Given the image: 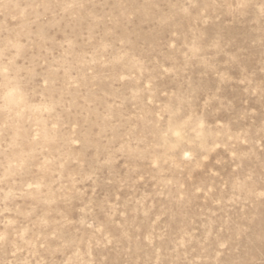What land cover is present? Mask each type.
<instances>
[{
  "label": "rangeland",
  "instance_id": "1",
  "mask_svg": "<svg viewBox=\"0 0 264 264\" xmlns=\"http://www.w3.org/2000/svg\"><path fill=\"white\" fill-rule=\"evenodd\" d=\"M0 264H264V0H0Z\"/></svg>",
  "mask_w": 264,
  "mask_h": 264
}]
</instances>
